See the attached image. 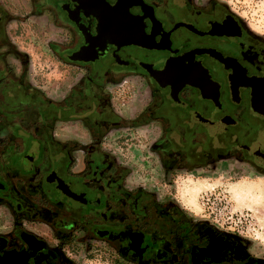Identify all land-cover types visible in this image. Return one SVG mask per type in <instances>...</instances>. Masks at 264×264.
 I'll list each match as a JSON object with an SVG mask.
<instances>
[{"label":"flooded vegetation","instance_id":"1","mask_svg":"<svg viewBox=\"0 0 264 264\" xmlns=\"http://www.w3.org/2000/svg\"><path fill=\"white\" fill-rule=\"evenodd\" d=\"M28 1L63 31L50 50L77 77L60 99L33 84L0 0V264H76L79 247L119 264H264L244 238L130 187L105 147L145 129L163 176L229 161L264 175V34L221 0ZM123 85L137 94L119 105Z\"/></svg>","mask_w":264,"mask_h":264},{"label":"rangeland","instance_id":"2","mask_svg":"<svg viewBox=\"0 0 264 264\" xmlns=\"http://www.w3.org/2000/svg\"><path fill=\"white\" fill-rule=\"evenodd\" d=\"M1 1L13 17L9 32L15 47L25 56L28 78L53 99L62 98L77 77V71L74 70L71 78L70 69L56 59L50 50L51 43L63 41V31L55 27L47 16H31L28 0ZM221 1L239 13L259 33H264V0ZM15 67L18 69V66ZM61 129L63 132L66 130L59 128L57 132L60 133ZM130 133L135 138L130 141L127 137L126 142L124 136ZM148 135L145 129L138 130V133L122 130L113 134L112 140L105 144L129 170L128 185L150 191L160 201H173L194 219L217 223L220 228L222 225V228L229 230V226L223 223L229 221L232 214L234 221L231 226L241 233L252 248L264 255V206L251 202L247 193L254 190L247 185L226 190L230 187L229 178L234 184L242 176L252 174L253 170L241 163L229 161L219 163L210 173L198 170L163 176L157 168V159L148 150L151 140L149 137L146 141ZM119 136L121 139L117 138ZM221 176H224V180L217 184ZM226 201L230 203L231 210L229 205L224 207ZM6 219V212L0 208V226ZM74 258L76 264H119L99 252L88 253L85 247H79L74 252Z\"/></svg>","mask_w":264,"mask_h":264},{"label":"clouds","instance_id":"3","mask_svg":"<svg viewBox=\"0 0 264 264\" xmlns=\"http://www.w3.org/2000/svg\"><path fill=\"white\" fill-rule=\"evenodd\" d=\"M264 34V33H262ZM224 180V176H221L216 183L220 184L221 181ZM230 187L226 190H233L234 188H240L245 185L249 186L250 189H253L254 191H249L247 193L248 197L251 199V202L253 204H259L264 206V175L255 174L254 170L253 173L250 175L242 176L238 181H235V183H232L231 178H229L228 181ZM183 207V205H182ZM186 211H188L187 208H185ZM221 227H223L221 225Z\"/></svg>","mask_w":264,"mask_h":264},{"label":"built area","instance_id":"4","mask_svg":"<svg viewBox=\"0 0 264 264\" xmlns=\"http://www.w3.org/2000/svg\"><path fill=\"white\" fill-rule=\"evenodd\" d=\"M137 94V89L133 86V85H123L121 88H119V90L117 91L115 97L117 99V103L120 105V104H123L124 100L126 101L128 98L127 97H130V98H134L135 95ZM229 205V210H231L230 208V203L228 201L225 202V208H227V206ZM236 216V215H235ZM234 219H233V215L231 214L229 216V221H226L224 222L223 224H226L227 226H229V230L228 229H225V228H222L224 229L225 231L229 232V233H233V234H236L240 237L241 236V233L234 229L231 224L233 223ZM238 221H240V218L238 219ZM217 224V223H215Z\"/></svg>","mask_w":264,"mask_h":264},{"label":"water","instance_id":"5","mask_svg":"<svg viewBox=\"0 0 264 264\" xmlns=\"http://www.w3.org/2000/svg\"><path fill=\"white\" fill-rule=\"evenodd\" d=\"M100 7H101V6H100ZM105 9H106V13H107V14H106V13L103 14V19H104V20H105L106 18H108V15H109V12H110V11H114L113 8L110 9L109 7H107V8L105 7ZM101 15H102V14H101ZM101 15L98 16L99 20H102V16H101ZM110 16H111V15H110ZM105 24H108V25H109V24H114V23H111V20L106 19ZM106 27H107V26H106ZM105 29L107 30V28H105ZM129 42H132V43H134V44H141L140 41H139V40L137 41L136 38H134V39H130ZM253 96H254L253 98L255 99V103H256V105H257V104L259 103V102H258V101H259V95L256 93V94L253 95ZM256 105H255V107H256ZM255 109L258 110L257 107H256Z\"/></svg>","mask_w":264,"mask_h":264}]
</instances>
